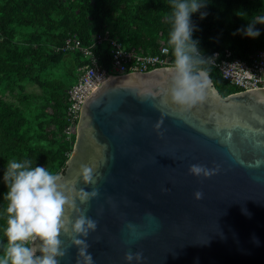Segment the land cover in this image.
I'll return each instance as SVG.
<instances>
[{
  "label": "water",
  "instance_id": "95a60500",
  "mask_svg": "<svg viewBox=\"0 0 264 264\" xmlns=\"http://www.w3.org/2000/svg\"><path fill=\"white\" fill-rule=\"evenodd\" d=\"M167 68L108 78L83 103L59 175L98 195L69 216L86 207L97 221L87 237L94 264L138 252L131 264H264V89L222 96L212 84L180 110L167 98ZM61 239L60 264H82L71 237Z\"/></svg>",
  "mask_w": 264,
  "mask_h": 264
},
{
  "label": "trees",
  "instance_id": "16d2710c",
  "mask_svg": "<svg viewBox=\"0 0 264 264\" xmlns=\"http://www.w3.org/2000/svg\"><path fill=\"white\" fill-rule=\"evenodd\" d=\"M203 11L208 13L204 19H200L199 13L192 17L197 28L193 38L199 40L203 54L228 49L233 56L247 59L256 50H264V25L256 26L261 32L256 39L233 35L253 15L264 13V0H207ZM169 13L168 0H0V85L13 80L34 82L45 92L41 97L42 114L47 116L43 122H31L24 113L29 107L25 95L17 96L18 104L0 98V177L10 159H31L33 165L46 166L54 174L65 167L74 141V137L68 140L63 134L66 125L63 97L70 84L39 79L40 73L58 66L65 56L72 57L75 79L81 56L77 52L57 51L65 36L75 34L87 43L97 33L108 31L126 48L154 54L161 45L169 47ZM108 50L109 45L105 50L100 46L95 49L102 66L110 62ZM210 70L215 73L210 76L220 95L238 91L214 69ZM5 191L0 179V206ZM3 224L0 218V225Z\"/></svg>",
  "mask_w": 264,
  "mask_h": 264
},
{
  "label": "clouds",
  "instance_id": "9594fccd",
  "mask_svg": "<svg viewBox=\"0 0 264 264\" xmlns=\"http://www.w3.org/2000/svg\"><path fill=\"white\" fill-rule=\"evenodd\" d=\"M168 4L170 30L166 50L171 51L173 59L167 68L172 73L167 98L180 110H187L204 101L212 90L213 82L204 66L214 64L215 58H205L199 40L193 38L197 28L192 21L197 13L200 19L208 15L203 11L207 0H168ZM237 15L246 16V13L237 12ZM257 25H264V13L253 15L233 35L256 39L261 34ZM190 172L211 174L201 165H192ZM84 175L95 184L91 169L85 167ZM0 179L6 187L2 194L4 203L0 206V218L4 220L0 225V264H60L58 258L66 254L62 236L71 237L72 243L78 246L82 264H94L87 237L96 230L97 221L87 215L86 207L75 220L70 218L69 209L75 207L77 200L87 205L98 195L95 188L91 192L70 190L59 174L46 166L33 165L27 158L6 161ZM195 197L201 199V193L197 192ZM141 256L139 252L135 256L127 253L125 260L131 264Z\"/></svg>",
  "mask_w": 264,
  "mask_h": 264
},
{
  "label": "built area",
  "instance_id": "2783aa9c",
  "mask_svg": "<svg viewBox=\"0 0 264 264\" xmlns=\"http://www.w3.org/2000/svg\"><path fill=\"white\" fill-rule=\"evenodd\" d=\"M110 46L111 55L107 66H102L95 49L100 46L106 49ZM168 47L161 45L154 54H144L133 48H126L117 38H112L108 31L97 33L87 43L82 42L77 35L65 36L57 51L64 53H79L81 63L75 69V79L64 93L65 121L63 134L66 139L75 137L81 107L91 95L108 78L126 76L133 73H146L158 68L169 67L172 63ZM205 58L214 57V64L208 66L214 69L220 78L238 91L264 89V50L258 49L241 59L233 56L228 49L214 50L204 54ZM207 66V65H206Z\"/></svg>",
  "mask_w": 264,
  "mask_h": 264
},
{
  "label": "rangeland",
  "instance_id": "374dc122",
  "mask_svg": "<svg viewBox=\"0 0 264 264\" xmlns=\"http://www.w3.org/2000/svg\"><path fill=\"white\" fill-rule=\"evenodd\" d=\"M72 61V57L65 56L64 60L58 64V66L45 69L42 73H40L39 79L43 82L57 80L63 83L64 86L72 84L74 81ZM210 69L208 70L209 75L211 73V76H214L215 73L213 74ZM44 93L45 92H43V90L32 81L15 82L13 80L12 83L3 82L0 85V98L5 102L18 104L17 96L25 95L27 97L29 107L25 108L26 110L24 109V113L27 117H29L31 122L35 123L43 122L47 119V116L42 114L44 102L41 97H44ZM37 142H39V140Z\"/></svg>",
  "mask_w": 264,
  "mask_h": 264
}]
</instances>
